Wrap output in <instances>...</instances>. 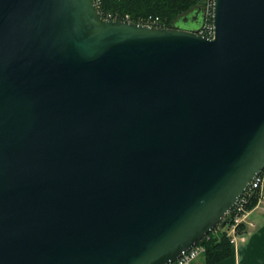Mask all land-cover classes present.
<instances>
[{
    "label": "water",
    "instance_id": "1",
    "mask_svg": "<svg viewBox=\"0 0 264 264\" xmlns=\"http://www.w3.org/2000/svg\"><path fill=\"white\" fill-rule=\"evenodd\" d=\"M213 24L0 0V264H169L229 223L264 169V0Z\"/></svg>",
    "mask_w": 264,
    "mask_h": 264
},
{
    "label": "trees",
    "instance_id": "2",
    "mask_svg": "<svg viewBox=\"0 0 264 264\" xmlns=\"http://www.w3.org/2000/svg\"><path fill=\"white\" fill-rule=\"evenodd\" d=\"M96 3L103 18L112 15L124 19L129 15L131 20L138 22L152 15L160 17L161 26L172 28L184 23L182 16L186 13L205 9L203 0H96ZM257 201L256 195L252 196L247 209L254 208ZM228 228L229 224L225 227L219 225L201 241L206 248L203 256L205 264H216L232 255L233 244L228 236Z\"/></svg>",
    "mask_w": 264,
    "mask_h": 264
},
{
    "label": "built area",
    "instance_id": "3",
    "mask_svg": "<svg viewBox=\"0 0 264 264\" xmlns=\"http://www.w3.org/2000/svg\"><path fill=\"white\" fill-rule=\"evenodd\" d=\"M205 1V22L202 26L199 27L198 33L207 37H212L214 35V24H213V4L214 0H204ZM116 19V20H124L135 23H140L144 25L150 26H161V19L158 16L149 15L147 17L141 18L138 22L131 20L130 16L127 15L124 19H118L117 17H113L109 15L105 17V19ZM263 172V171H262ZM258 174L253 181L250 183L249 188L246 192L241 196L239 201L233 207L231 211V219L228 228V236L231 237L232 244L237 243L238 233L240 231V227L243 223L247 221L250 210L247 209V205L249 204L252 196L258 198L257 204L255 205L257 208L264 209V173ZM206 248L203 244L198 243L194 245L192 248L188 249L186 252H183L182 255L176 259L175 261L169 264H193L196 259L200 256L204 255Z\"/></svg>",
    "mask_w": 264,
    "mask_h": 264
},
{
    "label": "crops",
    "instance_id": "4",
    "mask_svg": "<svg viewBox=\"0 0 264 264\" xmlns=\"http://www.w3.org/2000/svg\"><path fill=\"white\" fill-rule=\"evenodd\" d=\"M193 264H205L204 257ZM216 264H264V209L255 206L250 210L237 243L233 244L232 255Z\"/></svg>",
    "mask_w": 264,
    "mask_h": 264
},
{
    "label": "flooded vegetation",
    "instance_id": "5",
    "mask_svg": "<svg viewBox=\"0 0 264 264\" xmlns=\"http://www.w3.org/2000/svg\"><path fill=\"white\" fill-rule=\"evenodd\" d=\"M184 23H186V25L178 24V25H176V28H181V29H198V27H196V24L193 23V22H191V20L185 19L184 20Z\"/></svg>",
    "mask_w": 264,
    "mask_h": 264
},
{
    "label": "rangeland",
    "instance_id": "6",
    "mask_svg": "<svg viewBox=\"0 0 264 264\" xmlns=\"http://www.w3.org/2000/svg\"><path fill=\"white\" fill-rule=\"evenodd\" d=\"M204 1V0H203ZM204 5H205V1H204ZM193 16H194V14H193V12H191V13H186L185 15H183L182 17H183V19L185 20V19H188V20H191V19H193ZM196 17V16H195ZM205 18H206V16H205ZM198 19H200V16L198 15L196 18H195V20H198ZM193 24V23H192ZM183 25H186V23H183ZM161 27H163V26H161ZM200 259V261H203V256H200L198 259H196V260H199Z\"/></svg>",
    "mask_w": 264,
    "mask_h": 264
}]
</instances>
